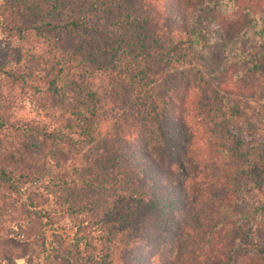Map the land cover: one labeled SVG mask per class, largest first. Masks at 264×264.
<instances>
[{
  "label": "trees",
  "instance_id": "obj_1",
  "mask_svg": "<svg viewBox=\"0 0 264 264\" xmlns=\"http://www.w3.org/2000/svg\"><path fill=\"white\" fill-rule=\"evenodd\" d=\"M51 30L53 52L46 39L40 54L9 46L0 59V215L31 228L53 263L117 264L116 237L151 216L172 236L131 264H264V201L238 202L264 185V124L253 144L229 126L239 99L264 91V0H0L8 41ZM15 93L43 118L9 121ZM113 119L132 127L127 151L96 138ZM63 147L85 152L38 182L28 149L53 159ZM93 185L116 206L71 198Z\"/></svg>",
  "mask_w": 264,
  "mask_h": 264
},
{
  "label": "rangeland",
  "instance_id": "obj_2",
  "mask_svg": "<svg viewBox=\"0 0 264 264\" xmlns=\"http://www.w3.org/2000/svg\"><path fill=\"white\" fill-rule=\"evenodd\" d=\"M23 20L31 24L35 20H41V18L40 14L29 12L25 15ZM55 34L56 30H51L45 37L42 35L34 36L32 32H29L28 35L24 36L23 41L10 42L0 33V59H7L10 57L7 56L9 46L21 47V52L25 55V51H31L33 54H40V50L45 48L44 42H46V39L48 44L45 52L48 50L53 52L55 50V45L52 42L56 39L53 37ZM45 71H47V69H45ZM115 95L117 100L122 101L123 106L127 105L124 96H121L119 93ZM14 97L15 101L19 102L20 106L8 117L9 121H14L16 119L43 118L42 113L35 114L33 103L28 102L27 99L20 100V96L16 93ZM8 98L7 92L1 91L0 104L3 105ZM237 112V115L229 122V126L239 130L247 144L255 143L260 138L264 124V91L256 92L250 97L240 98ZM119 114L120 111H114L113 118L116 119L119 117ZM44 119L47 118L45 117ZM50 122L52 123V121ZM6 130L4 125H0V136L6 133ZM132 132L133 130L129 123H124L119 126L117 123L115 124L114 119L112 121L104 120L102 124L98 125L95 131L96 138L106 134V139H108L109 144L116 140L114 146L119 144L120 148H124L126 151L132 147L129 142L132 139ZM2 142L5 141L0 139V145ZM28 143L31 144L33 148L36 147L37 144L33 139H29ZM55 149L56 147L50 150V153L52 154L53 152L54 154ZM84 152L85 149H75L71 151L63 147L58 151L59 157L57 158H61L60 161H58L56 155H54L55 157H53V159L50 157H45L44 159L41 154L38 159V156L34 155V151L28 149V155L30 156L28 161L38 166V182H41L52 176L55 172L61 170L64 165H69L72 162L76 164L79 160L78 158H80ZM113 155L114 152L111 153V156ZM61 160H63V163ZM164 165H166V163ZM104 166H106L105 163L102 164V167ZM191 169H193V165L189 166L187 170L190 171ZM197 181L196 179L193 181V188L197 186ZM98 188V185L78 187L72 190L70 196L73 200H83L85 203H88V201L91 202V207H89L90 210H92L95 205H100L102 209L114 208L117 199L113 195V190L110 187H105L104 189ZM263 201L264 185L243 189L238 194V202L242 205L248 206ZM16 205L17 202L14 201L11 208ZM150 218L151 216H145L140 220L139 226L136 227L133 232V237L128 239L125 235L122 236V238L121 236L116 237L114 240L116 245L114 247L116 248L115 258L117 264H131L137 259L141 262L144 259L155 256L159 251L158 246L160 242H168L167 238H170L172 235L160 232V230L154 231L153 228L148 227L150 222H152ZM0 254V264H59L58 261L53 263L50 259H42L43 256L39 254L38 243L32 234L31 228L21 227L15 220L7 215H0ZM64 259L67 261V258L64 257Z\"/></svg>",
  "mask_w": 264,
  "mask_h": 264
}]
</instances>
